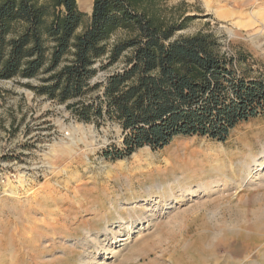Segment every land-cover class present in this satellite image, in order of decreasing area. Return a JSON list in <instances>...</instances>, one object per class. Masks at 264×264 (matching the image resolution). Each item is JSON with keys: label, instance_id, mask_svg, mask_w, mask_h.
Listing matches in <instances>:
<instances>
[{"label": "rangeland", "instance_id": "1", "mask_svg": "<svg viewBox=\"0 0 264 264\" xmlns=\"http://www.w3.org/2000/svg\"><path fill=\"white\" fill-rule=\"evenodd\" d=\"M92 1L76 0L77 31ZM158 10L183 25L177 35H215L264 81V0H161ZM23 83L38 80H0V264H264V167L237 187L243 165L263 158L264 115L225 142L176 136L111 159L116 123L80 121Z\"/></svg>", "mask_w": 264, "mask_h": 264}, {"label": "trees", "instance_id": "2", "mask_svg": "<svg viewBox=\"0 0 264 264\" xmlns=\"http://www.w3.org/2000/svg\"><path fill=\"white\" fill-rule=\"evenodd\" d=\"M161 0H93L89 22L76 0H0V80L23 83L121 132L107 158L161 149L176 136L225 142L241 122L264 115V81L210 32L179 34ZM99 63L98 65H95ZM110 68H114L108 71ZM100 71L104 79L90 80Z\"/></svg>", "mask_w": 264, "mask_h": 264}, {"label": "bare ground", "instance_id": "3", "mask_svg": "<svg viewBox=\"0 0 264 264\" xmlns=\"http://www.w3.org/2000/svg\"><path fill=\"white\" fill-rule=\"evenodd\" d=\"M91 9V8H90ZM262 160L259 159V158H253L252 159V162L250 165H243L242 169L245 173L244 177L242 179H239L238 181V186L239 188H241L243 185H245L247 182L253 180V177H254V174L258 171H260L261 168L264 167V154L262 155ZM180 161V160H179ZM184 161L186 162L185 164H189V158H185ZM188 162V163H187ZM205 162H207V159H205ZM183 163V162H182ZM186 166V165H185ZM188 167V172H189V165L187 166ZM221 167H222V162L217 159L215 160V171H219L221 170ZM191 169V168H190ZM203 170V169H202ZM241 171V170H239ZM242 171V172H243ZM190 173V172H189ZM52 174V173H51ZM220 174V173H219ZM186 177V176H185ZM187 180V179H186ZM184 181V180H183ZM183 181H179L178 180L176 181L175 185H180L181 183H183ZM172 192V191H171ZM172 195H173V192H172ZM184 195V194H183ZM182 195V196H183ZM178 203V202H177ZM220 233V231H219Z\"/></svg>", "mask_w": 264, "mask_h": 264}, {"label": "built area", "instance_id": "4", "mask_svg": "<svg viewBox=\"0 0 264 264\" xmlns=\"http://www.w3.org/2000/svg\"><path fill=\"white\" fill-rule=\"evenodd\" d=\"M61 134H62V136L67 135V132H63V133H61Z\"/></svg>", "mask_w": 264, "mask_h": 264}]
</instances>
